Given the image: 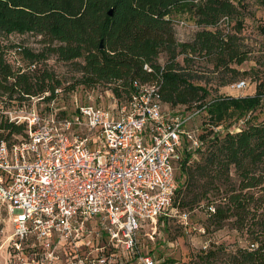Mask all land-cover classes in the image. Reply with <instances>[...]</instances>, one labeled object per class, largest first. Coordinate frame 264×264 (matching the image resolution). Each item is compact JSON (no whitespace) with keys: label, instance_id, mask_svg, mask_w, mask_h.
I'll return each mask as SVG.
<instances>
[{"label":"trees","instance_id":"obj_1","mask_svg":"<svg viewBox=\"0 0 264 264\" xmlns=\"http://www.w3.org/2000/svg\"><path fill=\"white\" fill-rule=\"evenodd\" d=\"M257 1L264 8V0ZM238 12L230 0H0V35L30 33L40 44L32 50L19 43L7 48L0 41V100L11 107L46 91L47 101L55 87L62 94L75 85L102 82L111 84L110 94L117 101L136 80L154 83L160 103L170 109L203 111L210 132L230 110L247 112L262 96L261 82L250 95L216 91L235 80L241 73L236 66L246 59L227 31L229 18ZM182 14L196 29L189 39L178 41L174 18ZM14 47L16 58L26 63L24 67L35 63L33 69L20 71L6 59V51ZM50 55L72 63L79 73L65 88L43 64ZM143 63L150 66L149 72L142 69ZM204 72L216 78L214 86L208 85ZM22 129L1 111L0 139L9 142ZM178 147L170 204L181 212L199 209L203 232L226 222L247 242L231 249L210 242L197 250L192 264H264V116L248 117L237 130L212 133L194 150L195 159L183 141Z\"/></svg>","mask_w":264,"mask_h":264},{"label":"built area","instance_id":"obj_2","mask_svg":"<svg viewBox=\"0 0 264 264\" xmlns=\"http://www.w3.org/2000/svg\"><path fill=\"white\" fill-rule=\"evenodd\" d=\"M16 50L8 49L6 59L20 71L33 69L35 63L22 66ZM142 69L151 68L143 63ZM60 92L55 87L47 101L46 91L29 98L44 101V112L24 101L2 111L23 127L18 138L0 139V202L11 224L10 246L28 251L19 264H114L117 251L135 264H160L137 250L136 232L171 203L180 142L188 151L202 147L183 129L198 110L164 112L157 86L136 80L123 99L110 94L106 105L79 103L70 114L54 107ZM63 246L70 253L58 252Z\"/></svg>","mask_w":264,"mask_h":264},{"label":"rangeland","instance_id":"obj_3","mask_svg":"<svg viewBox=\"0 0 264 264\" xmlns=\"http://www.w3.org/2000/svg\"><path fill=\"white\" fill-rule=\"evenodd\" d=\"M195 2L196 0H191ZM236 5L238 15L230 17L227 22V31L233 34L239 49L244 50L246 59L236 68L241 72L235 80L216 88L217 93L222 95L243 96L250 95L254 91L256 84L261 82L262 96L259 104L247 111L230 110V114L222 118L215 126L218 132L224 130H235L241 127L245 120L261 119L264 116V8L257 0H230ZM174 37L178 41L187 40L196 29L186 15H179L174 18ZM38 36L30 33H10L0 35V41L7 46L9 44H21L36 50L40 44L37 42ZM180 60V57H177ZM159 63L163 61V56L159 55ZM25 66L24 61H20ZM45 67L52 70L61 80V87L70 85L79 76L74 69V65L69 62H62L50 55L43 62ZM208 85H215L216 78L204 72ZM245 81V87L235 90L230 84L238 80ZM111 84L96 83L92 86L75 85L71 88L63 89L62 94L55 100L54 107H63L64 114H70L75 104H95L104 106L109 100ZM121 100V99H120ZM29 106L44 112L46 104L44 101L35 102L31 99L26 101ZM6 104L0 100V113L4 111ZM164 112L173 114H183V108L176 106L169 108L161 104ZM205 115L203 111L197 112L183 126L184 130L192 131L193 134L204 141L212 133L203 124ZM20 134H14L11 138H18ZM180 147L176 149L178 155ZM198 157L196 151L191 153V159ZM177 173L176 159L173 161V177ZM164 214L141 222L136 232L137 250L142 254L150 255L162 264H192L195 260V253L199 249H204L208 243H222L231 249L235 246H246L245 242L229 225L225 224L214 231L203 232L204 215L199 209L190 212H181L171 204L164 210ZM11 224L5 209V205L0 202V264H19L27 261V254L23 248L22 253H15L10 246ZM96 241L92 240V246ZM70 246L61 247L58 252L62 255L70 253ZM66 254H65V253ZM84 252V251H83ZM108 252V251H107ZM93 253V251H92ZM112 262L114 264H135L134 259H126L121 252H115Z\"/></svg>","mask_w":264,"mask_h":264},{"label":"water","instance_id":"obj_4","mask_svg":"<svg viewBox=\"0 0 264 264\" xmlns=\"http://www.w3.org/2000/svg\"><path fill=\"white\" fill-rule=\"evenodd\" d=\"M106 14H107V15H110V10H107ZM99 46H100V45H99Z\"/></svg>","mask_w":264,"mask_h":264}]
</instances>
